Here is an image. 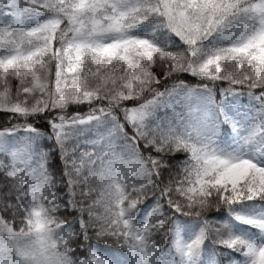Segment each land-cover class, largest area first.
I'll return each instance as SVG.
<instances>
[{"label":"snow or ice","instance_id":"obj_1","mask_svg":"<svg viewBox=\"0 0 264 264\" xmlns=\"http://www.w3.org/2000/svg\"><path fill=\"white\" fill-rule=\"evenodd\" d=\"M0 110V264H264V0H0Z\"/></svg>","mask_w":264,"mask_h":264},{"label":"trees","instance_id":"obj_2","mask_svg":"<svg viewBox=\"0 0 264 264\" xmlns=\"http://www.w3.org/2000/svg\"><path fill=\"white\" fill-rule=\"evenodd\" d=\"M3 116V111L2 110H0V117H2ZM99 243H101L102 244V241H100Z\"/></svg>","mask_w":264,"mask_h":264}]
</instances>
